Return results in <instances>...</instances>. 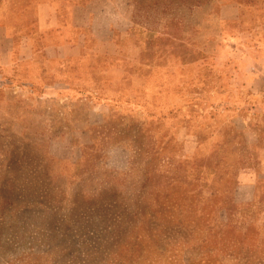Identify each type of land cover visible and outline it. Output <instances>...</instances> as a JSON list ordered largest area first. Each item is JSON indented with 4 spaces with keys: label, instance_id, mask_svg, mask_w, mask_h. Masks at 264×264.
<instances>
[{
    "label": "rangeland",
    "instance_id": "rangeland-1",
    "mask_svg": "<svg viewBox=\"0 0 264 264\" xmlns=\"http://www.w3.org/2000/svg\"><path fill=\"white\" fill-rule=\"evenodd\" d=\"M0 264H264V0H0Z\"/></svg>",
    "mask_w": 264,
    "mask_h": 264
}]
</instances>
